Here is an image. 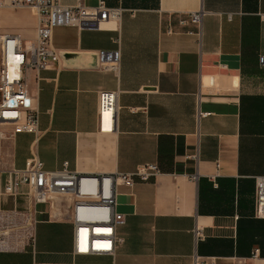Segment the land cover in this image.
<instances>
[{"label":"crops","instance_id":"obj_1","mask_svg":"<svg viewBox=\"0 0 264 264\" xmlns=\"http://www.w3.org/2000/svg\"><path fill=\"white\" fill-rule=\"evenodd\" d=\"M103 1L125 10L120 44L112 24L53 31L59 65L27 74L39 138L0 143V168L22 169L36 156L47 171L68 163L83 175L133 173L155 163L162 173L119 187L125 223L114 254L76 255L72 200L57 198L34 206L35 248L0 254V264H264V219L255 216V179L264 176V0ZM200 11L201 29L190 21ZM0 21L4 33L35 39V10L3 7ZM118 48L119 71L100 68L97 53ZM115 91L117 127L103 133L99 96ZM28 206L0 196V209Z\"/></svg>","mask_w":264,"mask_h":264},{"label":"built area","instance_id":"obj_2","mask_svg":"<svg viewBox=\"0 0 264 264\" xmlns=\"http://www.w3.org/2000/svg\"><path fill=\"white\" fill-rule=\"evenodd\" d=\"M3 7L35 10L37 27L35 39L27 41L20 34L4 33L0 21V143L21 134L38 139L41 112L29 94L27 74L59 65L61 54L53 46V31L60 27L101 31L112 24L114 28L111 29L118 33L114 41L119 45L125 10L110 8L103 0L93 7L81 3L66 6L59 0H10L8 3L0 0V10ZM205 15L202 11L192 13L190 21L201 29ZM97 57L100 68L119 71V48L101 50ZM261 65L264 67V58ZM118 98V91L100 93L98 115L103 133H112L117 127ZM161 173L160 166L155 163L139 165L133 173L83 175L69 171L68 163L62 170L47 171L36 156L28 159L22 169L0 168L3 179L0 196L14 201L24 197L29 203L27 210L0 209V254L34 249L37 215L41 214L34 206L50 205L57 198L72 200L70 210L76 255L114 254L121 242L117 228L125 223L124 215L117 211L119 187L132 189L138 182L150 181ZM255 180V216L264 219V176ZM197 235L200 236L201 231ZM237 264H246V259Z\"/></svg>","mask_w":264,"mask_h":264},{"label":"water","instance_id":"obj_3","mask_svg":"<svg viewBox=\"0 0 264 264\" xmlns=\"http://www.w3.org/2000/svg\"><path fill=\"white\" fill-rule=\"evenodd\" d=\"M80 56V55H79ZM81 59L83 60H86L85 63L90 65V66H93V63L89 61V56L88 55H82L81 56Z\"/></svg>","mask_w":264,"mask_h":264},{"label":"rangeland","instance_id":"obj_4","mask_svg":"<svg viewBox=\"0 0 264 264\" xmlns=\"http://www.w3.org/2000/svg\"><path fill=\"white\" fill-rule=\"evenodd\" d=\"M60 199V198H59ZM62 199H67V198H62Z\"/></svg>","mask_w":264,"mask_h":264}]
</instances>
